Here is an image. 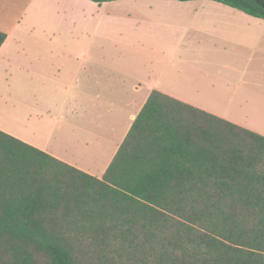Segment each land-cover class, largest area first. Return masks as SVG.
Wrapping results in <instances>:
<instances>
[{
    "label": "trees",
    "instance_id": "trees-1",
    "mask_svg": "<svg viewBox=\"0 0 264 264\" xmlns=\"http://www.w3.org/2000/svg\"><path fill=\"white\" fill-rule=\"evenodd\" d=\"M0 264H264V135L154 90L100 178L0 130Z\"/></svg>",
    "mask_w": 264,
    "mask_h": 264
},
{
    "label": "crops",
    "instance_id": "crops-1",
    "mask_svg": "<svg viewBox=\"0 0 264 264\" xmlns=\"http://www.w3.org/2000/svg\"><path fill=\"white\" fill-rule=\"evenodd\" d=\"M90 1L0 0V31L7 35L0 48V130L100 178L154 90L264 135V115L260 121L252 115L254 111L264 114L262 100L243 107L240 99H227L226 103L225 98L243 94L237 89L245 84L243 73L249 72L247 69H262L264 73V18L231 6L242 13L216 10L228 13L230 18L197 31L200 45L218 47L222 52L214 66H192L186 55L171 57L168 50L173 47L161 43L156 45L158 54L150 60L140 58L133 63L128 58L88 56L81 62L80 49L86 42L81 43L80 33L94 28ZM87 45L89 50L90 43ZM113 72L119 75L114 90ZM244 87V94L249 93L254 84L246 81ZM113 94L124 105L115 117L107 112ZM15 95H22L24 102L14 99ZM37 95L71 97V115L61 119L52 112L54 107L30 101ZM232 100L235 104L229 106ZM70 134L79 136L77 143L83 148L92 136L94 143L105 145L91 155L95 166L82 158L90 164L85 166L69 148L59 146ZM106 144L114 147L109 148L111 155L103 161Z\"/></svg>",
    "mask_w": 264,
    "mask_h": 264
},
{
    "label": "rangeland",
    "instance_id": "rangeland-1",
    "mask_svg": "<svg viewBox=\"0 0 264 264\" xmlns=\"http://www.w3.org/2000/svg\"><path fill=\"white\" fill-rule=\"evenodd\" d=\"M88 7L90 14L94 15V28L88 33H80L81 43L86 42L82 45L84 48L81 46L80 49L81 62H86L88 56H109L113 59L128 58L133 63L140 58L150 60L156 53L158 54L156 45L161 43L173 47V50H168L171 57L182 58L186 55L192 60V66H203L204 64L214 66L215 62H218L217 59L221 57L222 52L218 47L208 49L206 44L202 46L201 43L200 45L198 42L201 41V38L197 31L203 26L206 30L207 25L222 24V20L230 18L228 13L215 12L216 10L229 9L234 13H242L240 10L233 9L215 0L189 2L179 0H118L101 4L91 0ZM88 42L90 43L89 50ZM247 70L249 72L243 73L246 77H243L245 84L237 89L239 93L243 92V94L237 96L228 94L225 97L226 101L227 99L238 98L241 100L240 105L243 107H252L254 106L253 102L259 103L257 100L264 102V73L262 69H257L255 72L251 68ZM118 77V73L113 72V90L118 87ZM246 81L252 82L254 89H250L251 92L244 94ZM20 82L22 83V81ZM1 87H3V84L0 81ZM13 98L20 99L18 101L22 103L24 102L22 95H15ZM120 99L114 94L110 97L107 112L113 117L118 116L117 112L121 107H124ZM3 100L4 98H1L2 103H4ZM30 101L38 102V106L49 105L54 107L51 109L52 112L56 116H62L61 119L67 120L71 115V97L37 95L31 97ZM230 103L229 106L235 104L233 100ZM260 106L264 108V103ZM20 109L22 110V108ZM126 111H129V109ZM228 113L232 114L230 111ZM252 115L260 121L259 118L263 119L264 114L263 112L254 111ZM86 126H83V128L92 130V128ZM70 135L65 136L64 143L59 146L64 149L67 147L76 157H81L78 160L79 162L82 161V158L90 161L89 163L94 162L95 160H89L91 155H95V152L98 153L97 150L105 146L94 143L96 140L92 139V136L89 138V145H86L87 148H83L81 144L77 143L79 136ZM115 138L116 136H113L112 140L114 141ZM113 147V144H106V153L103 154H109V148ZM84 150L89 153L85 154ZM91 150H94V153H91ZM98 156L96 155V157ZM101 167L100 165L98 169L100 170Z\"/></svg>",
    "mask_w": 264,
    "mask_h": 264
},
{
    "label": "bare ground",
    "instance_id": "bare-ground-1",
    "mask_svg": "<svg viewBox=\"0 0 264 264\" xmlns=\"http://www.w3.org/2000/svg\"><path fill=\"white\" fill-rule=\"evenodd\" d=\"M108 150H109V149H108ZM110 152H111V151L109 150V154H104L103 157H104L105 159H104L103 161H105V160L108 158V156L111 155ZM105 153H106V152H105ZM80 158H81V157H80ZM81 160H82V159H81ZM85 160H86V159H85ZM89 160H93V159L90 157ZM87 161H88V160H87ZM81 162H82L85 166L90 167V164H86L83 160H82ZM89 162H90V161H89ZM102 164H103V162H102ZM102 164H101V166H102ZM91 165H92V166H95V165H94V162H92Z\"/></svg>",
    "mask_w": 264,
    "mask_h": 264
}]
</instances>
